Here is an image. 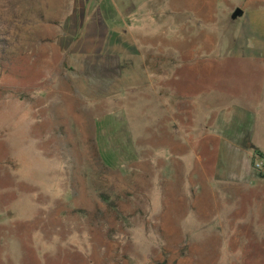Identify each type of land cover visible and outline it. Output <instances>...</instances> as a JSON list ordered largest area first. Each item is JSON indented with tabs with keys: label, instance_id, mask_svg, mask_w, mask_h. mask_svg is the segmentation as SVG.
Wrapping results in <instances>:
<instances>
[{
	"label": "rangeland",
	"instance_id": "1",
	"mask_svg": "<svg viewBox=\"0 0 264 264\" xmlns=\"http://www.w3.org/2000/svg\"><path fill=\"white\" fill-rule=\"evenodd\" d=\"M258 160L264 0H0V264H264Z\"/></svg>",
	"mask_w": 264,
	"mask_h": 264
},
{
	"label": "trees",
	"instance_id": "2",
	"mask_svg": "<svg viewBox=\"0 0 264 264\" xmlns=\"http://www.w3.org/2000/svg\"><path fill=\"white\" fill-rule=\"evenodd\" d=\"M114 121H117V120L110 118V119H107V122H104V123L112 126ZM100 122L95 123L96 131H97L95 134V139H94L95 140L94 142H95V148H96L95 149L96 155L104 167H106L108 169H112V170L118 169L119 165H120V158L122 156V153L124 154L126 152L127 146L121 144V142L118 141L116 139V136L114 135V138H112V139H113V142L115 143V145L113 148L111 147V149L108 148L107 145H108L109 140H107L106 129H105L103 134H100L98 131L100 129V126H99ZM101 123H102V126L105 127L106 124L103 125L104 123L103 122H101ZM101 123H100V125H101ZM114 123H115V124H113L114 127L111 128L112 133L115 130V128L120 126L118 123H116V122H114Z\"/></svg>",
	"mask_w": 264,
	"mask_h": 264
},
{
	"label": "water",
	"instance_id": "3",
	"mask_svg": "<svg viewBox=\"0 0 264 264\" xmlns=\"http://www.w3.org/2000/svg\"><path fill=\"white\" fill-rule=\"evenodd\" d=\"M243 14V10L240 9L239 7H236L233 12L231 13V18L234 19L236 17H239Z\"/></svg>",
	"mask_w": 264,
	"mask_h": 264
},
{
	"label": "built area",
	"instance_id": "4",
	"mask_svg": "<svg viewBox=\"0 0 264 264\" xmlns=\"http://www.w3.org/2000/svg\"><path fill=\"white\" fill-rule=\"evenodd\" d=\"M255 166H256L257 168H259V169L264 168V162L258 160V161L255 162Z\"/></svg>",
	"mask_w": 264,
	"mask_h": 264
},
{
	"label": "crops",
	"instance_id": "5",
	"mask_svg": "<svg viewBox=\"0 0 264 264\" xmlns=\"http://www.w3.org/2000/svg\"><path fill=\"white\" fill-rule=\"evenodd\" d=\"M262 85V84H261ZM242 103V102H241ZM243 105L247 106V104L242 103Z\"/></svg>",
	"mask_w": 264,
	"mask_h": 264
}]
</instances>
